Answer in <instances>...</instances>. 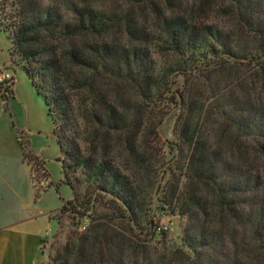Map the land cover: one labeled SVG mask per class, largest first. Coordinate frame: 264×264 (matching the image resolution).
Here are the masks:
<instances>
[{
    "label": "trees",
    "instance_id": "obj_1",
    "mask_svg": "<svg viewBox=\"0 0 264 264\" xmlns=\"http://www.w3.org/2000/svg\"><path fill=\"white\" fill-rule=\"evenodd\" d=\"M176 2L0 0L9 56L47 108L63 182L73 195L60 211L76 207L79 170L94 181L91 200L108 197L112 210L86 231L71 232L48 264H264V0ZM215 15L241 40L256 42L261 53L241 59L231 39L220 52L209 44L195 64L167 70L159 79L150 45L185 56L222 35L211 22ZM238 66L246 69L243 78L235 75ZM192 71L204 81L200 98L209 93L215 102L207 107L219 116V128H211L207 138L200 130L205 104L190 107L184 92L173 87V75ZM162 81L183 122L174 157L183 156L186 165L180 185L175 164L168 163L172 176L158 201L162 210L168 205L186 218L182 240L193 258L179 249L151 250L129 234L136 188L144 186L138 176L145 159L137 139ZM19 139L25 158L27 143Z\"/></svg>",
    "mask_w": 264,
    "mask_h": 264
},
{
    "label": "rangeland",
    "instance_id": "obj_2",
    "mask_svg": "<svg viewBox=\"0 0 264 264\" xmlns=\"http://www.w3.org/2000/svg\"><path fill=\"white\" fill-rule=\"evenodd\" d=\"M173 2L177 3L176 0ZM196 6L198 7L197 4L194 7L196 8ZM215 16L211 22L221 29L222 35L218 40L208 38L201 42L196 50L187 51L185 56L166 55L165 52H157L150 45L151 61L159 79L164 77L167 70L183 68L184 65L187 68L195 64V61L200 59L199 55L207 51L209 44L216 46L220 52L222 43L230 42L231 39L230 44L236 57L241 59L261 53L254 49L257 46L256 42L241 40L228 23L226 24L223 19L220 21L219 15ZM1 17H3V13L0 12ZM10 44L9 38L0 30V72L8 71L14 76L12 90L9 94L0 96V205L11 204V200H15L17 205L24 206L23 209L31 208V210L35 209L37 212L41 211L45 215L47 214L49 219L47 220L45 217L38 223L39 228L43 229V236L37 262L38 264H48L49 256L54 254L56 248L65 242L71 232L86 231L92 223L97 221V218L103 219L105 215L111 216L112 210L108 207L109 203H105L108 197L100 195L91 200L92 191L90 188L94 187V181L87 180V177L79 170L76 174L77 181L74 182L76 207L68 206L70 210L60 211L62 204L66 200H70L73 195L69 186L63 182L60 162L57 160L59 151L52 133L51 119L42 98L36 93L30 80L18 63L9 56ZM190 55L194 56L195 60ZM226 70H224V74L228 75ZM233 70H238L239 73L236 72L235 75H238L239 78H243L246 74L244 73L246 69L241 66ZM190 73L173 75V87L178 92H184L190 107L196 108L197 102L205 104L200 117L202 126L200 130L204 134L203 137L207 138L211 128H219V116L212 114L214 112L212 107L211 109L207 107L208 104H214L215 100L207 96L209 93L200 98L199 94L204 81L202 78L194 76L193 71ZM224 74L219 76V86L221 87L224 86ZM164 82L162 81L163 85L161 84L153 92L149 111L146 114L147 123L137 139L138 150L145 159L143 169L141 168L142 171L138 176L144 186L140 185L139 188H136L139 196L135 202L134 221L129 228V234L134 240L151 250L157 248V250L163 251L165 247L179 249L185 251L189 258H193L191 249L182 240V229L186 218L180 215L176 208H171L168 205L166 209L162 210L161 203L158 201L166 191L167 181L172 176L166 169L168 163L175 164L174 172L180 179V185L184 183V178L180 176L181 168L184 169L186 165V159L183 156L178 159L174 157V148L180 144L179 136L183 122H178L180 112L172 109V91ZM208 114L215 120V124L211 123ZM130 117L132 119V116ZM159 121L161 124H158ZM19 136L23 144L27 143L24 149L27 151L25 158ZM21 162H27L31 169L33 196L31 207L28 205V175L25 165L21 166ZM152 184H154L153 187ZM156 186H158L157 189ZM17 191L19 195L23 196V201L19 198L14 199L13 194ZM87 201L90 202L87 203ZM151 218L167 224L168 230L155 235L152 239H145L140 232L144 233L148 230ZM114 222L123 226L119 218H114Z\"/></svg>",
    "mask_w": 264,
    "mask_h": 264
},
{
    "label": "crops",
    "instance_id": "obj_3",
    "mask_svg": "<svg viewBox=\"0 0 264 264\" xmlns=\"http://www.w3.org/2000/svg\"><path fill=\"white\" fill-rule=\"evenodd\" d=\"M20 164L26 167L29 187L28 205L31 207L33 204L31 169L27 162ZM13 195L14 199L19 198L23 201V196L19 195L18 191ZM23 208L24 206L17 205L15 200H11V204L0 205V264H38L43 236V229L39 228L38 223L45 217L48 220L49 217L41 211Z\"/></svg>",
    "mask_w": 264,
    "mask_h": 264
},
{
    "label": "built area",
    "instance_id": "obj_4",
    "mask_svg": "<svg viewBox=\"0 0 264 264\" xmlns=\"http://www.w3.org/2000/svg\"><path fill=\"white\" fill-rule=\"evenodd\" d=\"M13 84L14 76L10 72H0V96L9 94L12 90ZM167 230V224L162 221H155L151 218L148 230L141 233V236L145 239H152L155 235L162 234Z\"/></svg>",
    "mask_w": 264,
    "mask_h": 264
}]
</instances>
